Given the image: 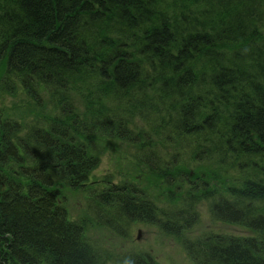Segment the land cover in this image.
<instances>
[{"label":"trees","instance_id":"1","mask_svg":"<svg viewBox=\"0 0 264 264\" xmlns=\"http://www.w3.org/2000/svg\"><path fill=\"white\" fill-rule=\"evenodd\" d=\"M17 84L51 111L26 124L22 142L14 140L20 123L0 120V171L9 174L0 172V264H100L85 223L66 220L58 194L95 184L88 181L97 159L77 138L126 139L123 132L139 126L166 135L177 150L143 153L146 171L167 188L159 195L173 202L176 221L157 225L179 236L205 195L214 218L252 235L190 239V255L201 264H264V0H0V88L16 93ZM176 84V102L161 107L144 94ZM194 103L216 116L177 128ZM179 137L188 147H176ZM229 173L224 190L210 185ZM99 187L89 191L99 218L112 208L124 221L155 223L164 209L131 180ZM116 187L136 188L148 201L108 200ZM150 256L128 261L153 264Z\"/></svg>","mask_w":264,"mask_h":264},{"label":"rangeland","instance_id":"2","mask_svg":"<svg viewBox=\"0 0 264 264\" xmlns=\"http://www.w3.org/2000/svg\"><path fill=\"white\" fill-rule=\"evenodd\" d=\"M74 97L78 100L76 94ZM47 101L42 107H39L26 92L19 91L13 95L0 88V118H16L21 123L27 124L32 119H39L40 116L50 113L51 108ZM79 106L81 109L84 107L82 103H79ZM118 143L122 142L116 140L109 149L104 151L101 164L93 171L89 179V182L95 183L93 186L66 191L70 216L74 220L83 218L86 221L85 232L90 243L94 246V250L96 249L100 253L98 256L100 264H134L128 261V258L139 252L149 253L153 264H201L199 259L190 255L191 253L186 247L190 239L194 240L195 243L197 239L203 240L214 233L250 234L247 227L214 218L211 213L209 198L205 195L200 196V200L195 203L198 212L195 222L190 228L185 229L186 227H184L179 236L166 232L163 227L152 222L131 221L129 216H126L127 219H125L128 221L126 222L128 223L125 227V229L127 228L126 231H121L120 227L118 230H114L113 227L109 226L114 222H110L108 225L100 224L101 219L98 217L95 208L91 207L95 205V202L91 201L89 191H98L99 186L107 179L115 184L124 180H131L136 184L145 185L146 187L142 188L151 193L159 206L167 210L171 208L168 207L170 205L168 199H165L164 195H159L162 190L163 193H166L167 188L157 185L146 168L137 164L129 151L124 149L126 146ZM232 180L233 178L229 173L220 179V182L215 180L210 185L216 187L217 190H224L228 184L232 183ZM101 215H107L106 211H101ZM117 215L118 212L114 217L124 221L125 216ZM206 261L209 260L206 259Z\"/></svg>","mask_w":264,"mask_h":264},{"label":"bare ground","instance_id":"3","mask_svg":"<svg viewBox=\"0 0 264 264\" xmlns=\"http://www.w3.org/2000/svg\"><path fill=\"white\" fill-rule=\"evenodd\" d=\"M213 56L215 57V55H213ZM218 58L224 59L223 56L220 54H218ZM110 69H111V66L109 67L108 70H110ZM23 81H24L23 78H18V82L21 85L23 84ZM35 81L36 80H33V79L30 80V82H35ZM38 83H40L41 85L43 84V82H41V81H39ZM20 84H17L16 93H18L19 91L25 92L24 89L21 88ZM177 88H178V84H176V86H174L172 88L169 87V85H168L164 89V92L160 91V92L151 93V92L145 91L144 94H145L147 100L154 104V107H161L163 105L162 104L163 102H169V101H175L176 102V99L178 98V94L174 91ZM5 92L9 93V94H13V95L16 94V93H10L7 91H5ZM173 92H174V96H173V98H170L169 95H171ZM41 96L43 99H45V100L47 99V97L45 95L41 94ZM215 116H216V113L213 110V108L207 107L206 103H198V104L194 103L192 109L189 112L188 119H183V120L179 121L175 126L177 128H185V127L190 128V127L194 126L196 124V122H198L202 119L205 121L208 119H212ZM6 119L14 120L18 124L20 123L19 124L20 127L18 128V134H17V136H16V134L14 135V137H15L14 140H18V141L22 142L28 138L27 135H28V131L30 128L28 125H26L25 123H21L19 120H16V118L10 117V118H6ZM43 119H45V117L43 115L40 116L39 120L43 121ZM0 120L3 121L4 119L0 118ZM34 120L35 119H32L28 123H30ZM171 125H173V124H171ZM129 129H130L129 132H127V133H125V131L123 132V135L126 136V139H123L121 137L120 138L104 137V136H100V135H97L95 137L94 135L89 134V135H84L81 138H77V140H79L84 146L90 148L91 154H94L95 158L97 159V162H98L97 168L99 167V165L102 162L104 151L106 149H109L110 145L112 143H115L116 140H118V142H122V143H118V144L126 146L125 148L124 147L123 148L125 150L129 151V153L133 156L134 161L137 164H139L140 166H143L144 168L146 167V165L144 163L143 153H149L147 151L154 150V149H151L152 147H155V146L158 147L159 148L158 151L160 152V155H170V154H167L166 151H168L169 149L171 151L175 150L172 148H168V146H167L168 143L165 142L167 136L162 134V133L160 134V133L155 132V131H148L147 129H145L141 126L129 128ZM189 131H194V129H191ZM98 137H102V138H98ZM189 139H190V137H189ZM113 140H115V141H113ZM174 140H176V143H175L176 147H178L180 149H184V148L188 147V145H189L187 137H185V138L179 137V138L174 139ZM141 142L143 144H145V146L142 145ZM149 143H154V145L153 146L148 145ZM175 151H177V150H175ZM156 152H154V153H156ZM150 153H152V152H150ZM179 155H181L180 152L178 153L177 156H179ZM184 161H187V160H184ZM97 168H95L94 170H96ZM0 172L4 176H9L8 173H3L2 171H0ZM196 175H200V174H196ZM89 181H88V184L90 185V183H92V182H89ZM196 187H204V186H202L200 184H196ZM60 189L62 192L60 194H58L59 196L57 198V201H58L59 206H61L66 211L67 217H69V218H66V220H68V221L70 220L69 222H71V223L83 221L86 225V221L83 218L78 219V220H74L70 216V211H69V207H68V198H67V194H66V191L70 190V188L60 187ZM135 189L136 188H133V189L127 191V189H123V187H116V189L113 190L114 193H111V194L106 193V196H107L108 200H110V201H112L113 199H117L118 203H122V202L127 203V201L130 202V198L131 199H138V200L142 199V201H148V199L144 198L140 193H134L133 191ZM132 193H133V196H132ZM175 196H176V199L174 200L175 204H182L183 201L180 199V197L178 195H175ZM96 198H97V200L102 201L104 197L102 196V193H101ZM172 203L173 202H170V204H172ZM175 204H173V205H175ZM91 207H94V206H91ZM110 212H111V215H110ZM106 213H107V215H101L100 216V218H101L100 224H102V225L103 224L108 225L110 223L109 221H111L112 217L117 212H115L114 209L111 208ZM171 216H172L171 210L161 209V210H159L158 213H156V216H152V220H153V222H155V224H158L160 221H166V220H168V221L172 220L173 221L172 223H174V221H176V218H172ZM197 216H198V214L195 215L196 218H197ZM186 217H191V216H186ZM141 221H143V220H141ZM126 222H128V221H123L122 224H120V225H114V227H113L114 230H118V228L120 227L121 231L122 230L126 231L127 228L125 229V227H126V224H128ZM136 222H140V221H136ZM144 222H148V221H144ZM227 222L241 225L240 223L234 222V221L233 222L227 221ZM249 231H250L249 232L250 234H244V235H252V230L249 229ZM86 235H87V233H86ZM209 236L210 235H208V238H209Z\"/></svg>","mask_w":264,"mask_h":264}]
</instances>
